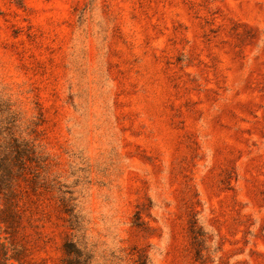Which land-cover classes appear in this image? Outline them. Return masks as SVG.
I'll use <instances>...</instances> for the list:
<instances>
[{
  "label": "rangeland",
  "instance_id": "374dc122",
  "mask_svg": "<svg viewBox=\"0 0 264 264\" xmlns=\"http://www.w3.org/2000/svg\"><path fill=\"white\" fill-rule=\"evenodd\" d=\"M0 102V264H264V0H0Z\"/></svg>",
  "mask_w": 264,
  "mask_h": 264
},
{
  "label": "trees",
  "instance_id": "16d2710c",
  "mask_svg": "<svg viewBox=\"0 0 264 264\" xmlns=\"http://www.w3.org/2000/svg\"><path fill=\"white\" fill-rule=\"evenodd\" d=\"M3 114L7 116L4 117ZM17 123L16 115L11 112L8 102H0V138H10V142L2 146L0 144V190L11 193L12 162H18L20 168L25 165V161L30 156L31 148L25 142H19L15 138L13 129ZM65 263L64 264H88V258L73 243H65Z\"/></svg>",
  "mask_w": 264,
  "mask_h": 264
}]
</instances>
